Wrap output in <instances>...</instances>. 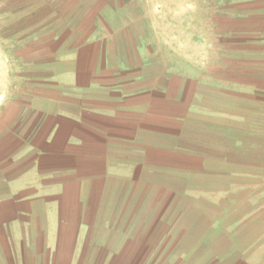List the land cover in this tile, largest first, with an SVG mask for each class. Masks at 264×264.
Segmentation results:
<instances>
[{
	"label": "crops",
	"instance_id": "1",
	"mask_svg": "<svg viewBox=\"0 0 264 264\" xmlns=\"http://www.w3.org/2000/svg\"><path fill=\"white\" fill-rule=\"evenodd\" d=\"M180 5L93 1L74 39L51 50L42 83L0 104V264H136L118 247L91 243V231L104 220L100 201H132L124 191L145 190L140 175L194 170L183 148L163 141L194 109L181 85L189 76L151 65L162 61L154 48L162 14ZM260 152L238 172L264 190ZM215 162V172L227 171L226 156Z\"/></svg>",
	"mask_w": 264,
	"mask_h": 264
},
{
	"label": "rangeland",
	"instance_id": "2",
	"mask_svg": "<svg viewBox=\"0 0 264 264\" xmlns=\"http://www.w3.org/2000/svg\"><path fill=\"white\" fill-rule=\"evenodd\" d=\"M93 1L0 0V104L42 83L51 50L74 39ZM179 1L162 14V61L151 65L189 76L181 85L194 109L163 141L183 148L194 170L142 174L145 190L124 191L132 201H100L90 242L136 264H264V190L238 172L264 148V0ZM223 155L227 171L215 172Z\"/></svg>",
	"mask_w": 264,
	"mask_h": 264
}]
</instances>
